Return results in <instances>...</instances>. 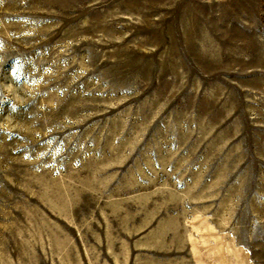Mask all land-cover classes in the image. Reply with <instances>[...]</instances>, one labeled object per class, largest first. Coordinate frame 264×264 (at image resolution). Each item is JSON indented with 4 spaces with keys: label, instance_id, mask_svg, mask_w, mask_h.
Here are the masks:
<instances>
[{
    "label": "rangeland",
    "instance_id": "1",
    "mask_svg": "<svg viewBox=\"0 0 264 264\" xmlns=\"http://www.w3.org/2000/svg\"><path fill=\"white\" fill-rule=\"evenodd\" d=\"M0 264H264V0H0Z\"/></svg>",
    "mask_w": 264,
    "mask_h": 264
}]
</instances>
